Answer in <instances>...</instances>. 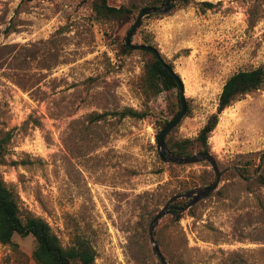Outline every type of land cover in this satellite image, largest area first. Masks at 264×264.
<instances>
[{
  "label": "rangeland",
  "instance_id": "374dc122",
  "mask_svg": "<svg viewBox=\"0 0 264 264\" xmlns=\"http://www.w3.org/2000/svg\"><path fill=\"white\" fill-rule=\"evenodd\" d=\"M93 2L0 0V172L23 214L48 222L64 248L91 245L95 264H161L152 220L215 174L207 161L160 159L157 136L181 111L179 88L155 89L145 78L151 55L125 49L154 0H108L133 10L123 20L99 19ZM133 43L156 48L184 84L186 112L168 148L195 140L226 81L264 68V0L174 1L141 21ZM127 109L146 117L121 118ZM208 144L219 187L161 220L160 250L170 264H264V84L219 115ZM14 242L0 244V264H35V239Z\"/></svg>",
  "mask_w": 264,
  "mask_h": 264
},
{
  "label": "trees",
  "instance_id": "16d2710c",
  "mask_svg": "<svg viewBox=\"0 0 264 264\" xmlns=\"http://www.w3.org/2000/svg\"><path fill=\"white\" fill-rule=\"evenodd\" d=\"M174 1L188 2V0ZM160 2H164V0H154L151 7L158 8L157 5ZM93 11L99 19L104 20H123L130 18V15L133 13V10L127 6H111L108 0H94ZM125 49L128 52L131 51L126 45ZM147 54H150L152 58L147 62L145 67V78L147 82L155 89H158V91L177 89L178 85L175 79L163 64L154 54L149 52ZM169 65L173 68L172 64ZM263 84V67L238 72L231 76L222 89L217 113L209 118L198 137L195 140L186 139L174 142L169 146L170 151L177 156H190L193 155L195 150H198L199 153L210 152L208 140L210 134L218 125L219 115L226 108L230 107L233 102L260 89ZM179 106L181 108V103ZM103 116L104 114L98 115L96 121H99ZM119 116L121 118L134 117L138 119H144L146 117L145 114L133 109L124 110L119 113ZM166 140L167 137L165 138L167 144ZM5 156V140L0 139V165H2ZM173 206L175 207L174 210L178 211L185 205H181L180 202L176 201L173 203ZM16 235L23 238L32 236L35 239L36 247L32 254V259L35 264H95V251L91 245L85 242H79L71 248H64L48 222L31 214L24 215L14 190L7 185L0 172V244L3 246H12L17 250L19 246L14 242Z\"/></svg>",
  "mask_w": 264,
  "mask_h": 264
},
{
  "label": "water",
  "instance_id": "95a60500",
  "mask_svg": "<svg viewBox=\"0 0 264 264\" xmlns=\"http://www.w3.org/2000/svg\"><path fill=\"white\" fill-rule=\"evenodd\" d=\"M173 2L174 0H165V4L163 8L150 7V8L142 9L136 19L135 24L132 26V28L126 35L125 45L128 48L135 51H144L154 54L157 57V59L163 64V66L168 70V72L172 75V77L175 79L179 88L181 111L164 129L161 130L157 138L156 143H157V149L159 151L160 159L165 163L177 164V165H192V164L201 163L203 161H207L213 168L215 178L212 184L209 186L200 187L185 193H180L175 195L152 220L149 227V239L151 245L153 246V252L159 258L161 264H170L168 260L165 258V256L162 254L159 247V243L157 242L156 239V229L159 223L161 222V220L165 218L167 215L173 214V210L175 209L173 203H175L177 200L189 199V202L183 208L178 210V213L182 214L188 211L189 209H191L192 207H194L200 201L209 198L218 189L222 176L217 161L209 152H201L190 156H177L169 150L165 142V138L179 124V122L182 120L186 112V98L184 92L185 91L184 84L181 78L178 76V74L174 71V69L167 62H165V60L162 58L161 54L156 48L149 45H139L133 43V36L135 32L138 30L141 21L145 17H148L152 14L168 13L172 8Z\"/></svg>",
  "mask_w": 264,
  "mask_h": 264
}]
</instances>
